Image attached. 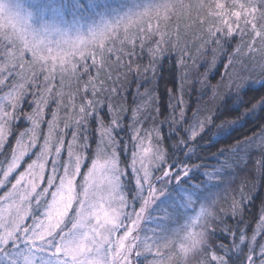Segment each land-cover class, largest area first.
<instances>
[{"label": "snow or ice", "instance_id": "6c2138e0", "mask_svg": "<svg viewBox=\"0 0 264 264\" xmlns=\"http://www.w3.org/2000/svg\"><path fill=\"white\" fill-rule=\"evenodd\" d=\"M261 191L264 0H0V264H264Z\"/></svg>", "mask_w": 264, "mask_h": 264}, {"label": "trees", "instance_id": "16d2710c", "mask_svg": "<svg viewBox=\"0 0 264 264\" xmlns=\"http://www.w3.org/2000/svg\"><path fill=\"white\" fill-rule=\"evenodd\" d=\"M32 2V0H20V3L21 4H23V5H27V4H29V3H31ZM217 74H215V76H216ZM215 76H212V78H213V82H215L217 79H219V76H218V78H214ZM164 88H165V84H164V82L163 81H161V95H162V97H163V99H164V102H166V100H167V97L164 95ZM250 127V125H245V129H247V128H249ZM245 129H240V130H238V131H240V132H242V131H244ZM233 135H236V133H234ZM220 145H216V147H219ZM216 147H212V148H210L208 151L209 152H215L216 151ZM262 196H264V191H261L258 195H257V203L259 202V199L262 197ZM253 211H255V209H253Z\"/></svg>", "mask_w": 264, "mask_h": 264}, {"label": "rangeland", "instance_id": "374dc122", "mask_svg": "<svg viewBox=\"0 0 264 264\" xmlns=\"http://www.w3.org/2000/svg\"><path fill=\"white\" fill-rule=\"evenodd\" d=\"M203 70H204V69H201V72H203ZM215 74H217V75L215 76ZM212 76H215L214 78H218V76H219V72L217 71L216 73H213Z\"/></svg>", "mask_w": 264, "mask_h": 264}]
</instances>
